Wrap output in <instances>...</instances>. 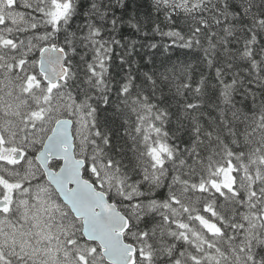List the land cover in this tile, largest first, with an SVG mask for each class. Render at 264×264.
Listing matches in <instances>:
<instances>
[{
  "label": "snow or ice",
  "instance_id": "obj_1",
  "mask_svg": "<svg viewBox=\"0 0 264 264\" xmlns=\"http://www.w3.org/2000/svg\"><path fill=\"white\" fill-rule=\"evenodd\" d=\"M0 264H264V0H0Z\"/></svg>",
  "mask_w": 264,
  "mask_h": 264
}]
</instances>
